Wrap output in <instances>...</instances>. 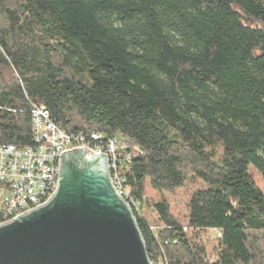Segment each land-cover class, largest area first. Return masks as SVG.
<instances>
[{
    "label": "trees",
    "instance_id": "obj_1",
    "mask_svg": "<svg viewBox=\"0 0 264 264\" xmlns=\"http://www.w3.org/2000/svg\"><path fill=\"white\" fill-rule=\"evenodd\" d=\"M40 106L68 134L124 147L153 264H264V0H0V144L32 145ZM193 179L206 187L187 225L162 198L154 230L146 182ZM205 230L221 233L214 259Z\"/></svg>",
    "mask_w": 264,
    "mask_h": 264
},
{
    "label": "water",
    "instance_id": "obj_2",
    "mask_svg": "<svg viewBox=\"0 0 264 264\" xmlns=\"http://www.w3.org/2000/svg\"><path fill=\"white\" fill-rule=\"evenodd\" d=\"M59 177L46 202L0 224V264H153L107 154L63 151Z\"/></svg>",
    "mask_w": 264,
    "mask_h": 264
},
{
    "label": "built area",
    "instance_id": "obj_3",
    "mask_svg": "<svg viewBox=\"0 0 264 264\" xmlns=\"http://www.w3.org/2000/svg\"><path fill=\"white\" fill-rule=\"evenodd\" d=\"M32 131V145L0 144V224L46 202L56 191L60 180L62 152L83 146L108 155L112 183L131 207L119 175L123 161H130L131 157L123 158L121 150L124 147L117 140L110 139L103 144L99 142L102 137L96 133L89 136L68 134L43 106L32 111ZM216 233L221 236L220 231Z\"/></svg>",
    "mask_w": 264,
    "mask_h": 264
},
{
    "label": "rangeland",
    "instance_id": "obj_4",
    "mask_svg": "<svg viewBox=\"0 0 264 264\" xmlns=\"http://www.w3.org/2000/svg\"><path fill=\"white\" fill-rule=\"evenodd\" d=\"M220 151V148H217ZM258 186L264 191V183L258 172L253 171ZM206 187L205 183L198 179L187 181L183 187L174 191L162 190L158 191L151 187L149 181L146 182V198L143 203L138 204L141 215L147 220L150 226L157 230L162 226L154 204L166 199L171 207L173 215L183 224L187 225L188 202L194 191ZM217 233L215 230H205L201 233L202 242L206 245L209 256L214 259L216 256Z\"/></svg>",
    "mask_w": 264,
    "mask_h": 264
}]
</instances>
